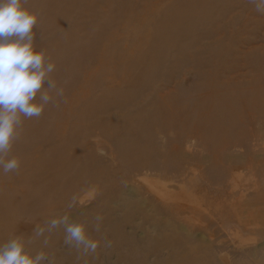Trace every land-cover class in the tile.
Returning a JSON list of instances; mask_svg holds the SVG:
<instances>
[{"label":"rangeland","instance_id":"374dc122","mask_svg":"<svg viewBox=\"0 0 264 264\" xmlns=\"http://www.w3.org/2000/svg\"><path fill=\"white\" fill-rule=\"evenodd\" d=\"M26 7L39 14L35 47L55 63L51 78L64 97L51 92L53 103L39 118H22L9 154L20 160V169L0 172V245L22 237L32 255L43 251L52 264H95L62 258L77 252L64 244L62 227L45 233L47 246L43 237L31 245L34 229L69 215L86 225L90 238L106 234L123 219L127 204H90L115 192L129 195L134 185L140 188L138 179L148 183L130 165L138 152L161 151L155 161L188 147L218 156L219 150L232 151L227 136L237 134L243 142L245 135L264 133V14L248 0H28ZM78 172L94 183H77L71 191ZM173 175L161 183L185 197L182 183L193 176L181 166ZM74 195L78 203L69 208ZM255 210L245 208L244 218ZM97 215L104 218L99 232ZM193 226L208 233L198 221ZM124 231L120 247L127 260L121 263L140 264L128 239L140 249L154 233L139 218ZM221 236L205 235L224 243ZM103 264H117L116 255ZM147 264L157 263L149 256Z\"/></svg>","mask_w":264,"mask_h":264},{"label":"bare ground","instance_id":"6f19581e","mask_svg":"<svg viewBox=\"0 0 264 264\" xmlns=\"http://www.w3.org/2000/svg\"><path fill=\"white\" fill-rule=\"evenodd\" d=\"M131 136L136 138L134 134ZM227 142L231 152L222 149L217 152L218 156L210 157L202 155L203 152L197 153L193 147L181 150L179 154L162 156L157 161L153 157L161 151L138 152L139 157L131 158L130 165L138 175L144 172L149 178L148 183L138 179L135 183L140 188L134 185L129 195L115 192L90 204V207L101 208L110 199L126 203L123 219L112 224L106 234L91 237L100 242L96 253L84 255L81 250L64 253L62 258L75 263L93 260L95 264H103L116 255L117 264H122L127 260L126 252L120 247V242L127 239L124 230L126 225L139 218L141 224L148 225L154 233L147 240L143 238L140 249L134 247L133 237L128 239L129 251L141 261L140 264H147L149 256H153L157 264H264V181L261 178L264 176V133L245 135L243 142L237 134L227 136ZM90 162L94 160L90 159ZM178 166L193 176L185 178L182 183L187 191L185 197L177 195L173 188L168 191L166 188L171 187L161 183L173 180ZM257 170L262 172L260 178ZM75 174L70 179L71 191L77 183L83 182L87 187L94 183L82 172ZM96 174L93 171V178ZM195 177L203 182L196 184ZM249 207L256 210L245 219V208ZM214 218L226 227L228 233L222 231ZM195 221L206 228L208 237H214L220 231L221 237H227V240L222 243L218 238H206L193 226ZM37 239L32 237L31 245H35ZM108 241L111 242L110 248L105 246ZM235 245L236 248L232 249ZM257 245L261 246L257 248ZM243 246L249 247L242 249ZM100 248L106 253L98 251ZM163 250H167L166 256Z\"/></svg>","mask_w":264,"mask_h":264},{"label":"clouds","instance_id":"9594fccd","mask_svg":"<svg viewBox=\"0 0 264 264\" xmlns=\"http://www.w3.org/2000/svg\"><path fill=\"white\" fill-rule=\"evenodd\" d=\"M28 0H0V172L7 175L18 172L21 162L9 158L14 143L20 138L24 119L39 118L47 105L53 103L51 92L64 97V89L57 88L51 74L55 63L50 62L43 50L35 47L34 28L39 23V14L27 7ZM258 13L264 14V0H248ZM45 83L48 87L45 88ZM58 106V104H57ZM78 197L73 196L69 208L76 207ZM94 230L99 232L103 217L97 215ZM64 229V244L84 255L96 253L98 240L91 239L83 222L72 221L69 215L49 220L44 227L34 229L37 238L49 239L45 233ZM111 247L108 241L105 245ZM52 264L43 251L32 255L22 237H15L0 245V264Z\"/></svg>","mask_w":264,"mask_h":264}]
</instances>
